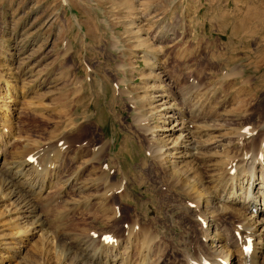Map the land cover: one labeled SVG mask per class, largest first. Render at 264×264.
<instances>
[{
  "label": "rangeland",
  "instance_id": "1",
  "mask_svg": "<svg viewBox=\"0 0 264 264\" xmlns=\"http://www.w3.org/2000/svg\"><path fill=\"white\" fill-rule=\"evenodd\" d=\"M156 88L174 103L179 91L195 99L223 143L205 148L211 158L238 152L250 130L261 138L264 0H0V104L9 100L13 126L5 149L42 148L58 172L49 192L28 194L46 233L0 200V264H82L81 250L97 251L105 232L125 239L126 264H176L196 252L203 201L191 190L210 170L174 174L151 155L173 142L158 130L169 120ZM14 231L23 240L6 244Z\"/></svg>",
  "mask_w": 264,
  "mask_h": 264
},
{
  "label": "bare ground",
  "instance_id": "2",
  "mask_svg": "<svg viewBox=\"0 0 264 264\" xmlns=\"http://www.w3.org/2000/svg\"><path fill=\"white\" fill-rule=\"evenodd\" d=\"M177 93V103H174L176 100L170 91L167 92L158 88L156 94L153 95L156 97V99L153 98L155 101L160 100L158 104H160V109L163 110L162 114L168 117L169 120L168 126L158 130H165L167 134L165 133L166 135L162 137L165 141L173 139V142L170 145L171 147L160 144L150 148L149 151L156 159H164L161 168L168 172L181 173L187 176L196 170L201 171V167H206L207 171L210 170V172L205 175L206 179L202 181V183H209V186L200 183L194 188V191L190 189L191 187L189 188L193 198L203 201V204L199 206L200 210L198 209L197 211L199 214L195 217L199 237V244L195 248L197 250L194 253L181 254L176 264H264V130L261 138L255 137L254 132L252 133L253 130L243 134L247 145L242 146L235 154H225L222 157H218L220 154H217V156L211 158L213 152H208L210 149L207 151L205 148H209V144L215 149L218 146H222L221 137L219 138V135L209 133L208 128L211 124L200 116L202 112L198 109L200 107L194 101L195 99L193 100L194 102L191 97L189 99V94H185L188 93L186 91ZM7 101L9 100L6 99L3 103L5 104ZM2 104H0V121L4 122L5 127L0 126V140L2 142L0 143V200L10 199L11 204L14 202V208L17 209L20 217L28 216L29 220H31L28 225L32 224V226L34 225L38 228L37 230L46 233L47 230H42L46 218L28 202L32 198L28 194L37 195L40 191L49 192L48 188L50 190L52 188L51 178L56 177L55 173H58L57 171L55 172L56 166L52 163L53 161L48 162L49 160L45 158L47 156L44 157L45 154H43L42 148L38 149L35 147L36 151L34 152H32L33 150L21 152L17 147H14L6 151L7 141L13 136L12 134L8 137V134L5 135L8 132L7 130L13 127L11 123L12 112L8 110L6 104L4 106ZM260 126L264 129V118ZM206 130H208L207 133L205 132ZM147 132L149 133L150 131L148 130ZM235 139L237 140V138ZM46 148L48 150L43 148L47 152L44 151L46 154L51 155L52 152V155L54 154L52 147L51 149L50 146ZM167 148L171 149L164 153ZM57 149H55V154L59 152V149ZM216 150L214 152H217ZM6 152H8L7 155ZM54 156H50V158ZM172 157L174 159L170 162V166L165 165V162ZM44 159L48 161L45 162ZM56 159H54L55 162H57ZM75 177L71 174L64 185L71 184ZM60 181L63 180L60 179ZM84 184L86 187L87 184ZM53 185L55 184L53 183ZM72 189L74 188L72 187ZM23 193L25 195L24 198L21 197ZM13 225L14 227L16 226V224ZM14 227L12 226V228ZM16 228L18 229V226ZM6 229L7 231L10 230V226H7ZM23 231L25 232V229ZM22 232L20 233L22 234ZM26 232L28 231L26 230ZM3 233L5 234V232ZM18 233L19 231L12 232V235L7 233L6 240L3 241L6 244L11 243V239L17 237ZM20 235L18 238L21 237ZM20 239L23 240L22 237ZM123 240L114 242L105 236L102 238L99 248L97 247V251H95L96 249L92 250L93 248L86 241L84 244L89 246H85L81 250L83 253L80 251L79 262L82 264H126V256L128 257L129 255L125 253L127 252L125 250L128 249L126 242H123ZM147 240L150 242L149 239ZM14 242L12 241V243ZM249 243H251L250 251L245 249ZM146 247L148 248L149 246H145L142 249L144 250L142 253L144 256L148 255L147 252H149ZM175 252L177 253V251ZM135 257L137 258V256Z\"/></svg>",
  "mask_w": 264,
  "mask_h": 264
}]
</instances>
